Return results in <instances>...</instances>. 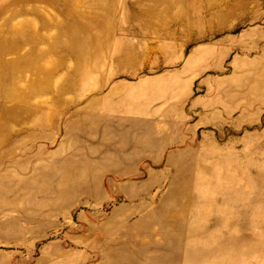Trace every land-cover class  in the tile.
<instances>
[{
	"label": "rangeland",
	"instance_id": "374dc122",
	"mask_svg": "<svg viewBox=\"0 0 264 264\" xmlns=\"http://www.w3.org/2000/svg\"><path fill=\"white\" fill-rule=\"evenodd\" d=\"M0 264H264V0H0Z\"/></svg>",
	"mask_w": 264,
	"mask_h": 264
}]
</instances>
